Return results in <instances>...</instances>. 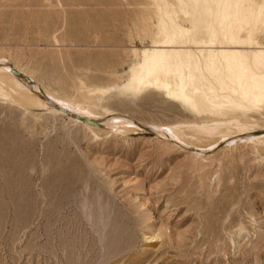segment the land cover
<instances>
[{"label":"rangeland","instance_id":"374dc122","mask_svg":"<svg viewBox=\"0 0 264 264\" xmlns=\"http://www.w3.org/2000/svg\"><path fill=\"white\" fill-rule=\"evenodd\" d=\"M159 17L152 0H0V58L56 97L102 89L93 98L104 112L191 125L194 114L166 97L122 93L132 50L160 39ZM84 45L120 63L45 78L57 53ZM8 91L0 85V264H264V148L197 156L148 130L93 133ZM247 119L264 127V115Z\"/></svg>","mask_w":264,"mask_h":264},{"label":"bare ground","instance_id":"6f19581e","mask_svg":"<svg viewBox=\"0 0 264 264\" xmlns=\"http://www.w3.org/2000/svg\"><path fill=\"white\" fill-rule=\"evenodd\" d=\"M152 1L160 15V39L140 52L132 50L138 62L129 67L122 93L166 97L194 114L191 125L161 127L104 112L93 98L102 89L82 102L56 97L5 58H0V85L21 106L68 117L93 133L148 130L197 156L237 144L264 148V127H251L247 119L264 115V42L259 32L264 29V0H176L189 27L179 23L171 4ZM201 23L203 31L198 30ZM201 103L206 108L199 113Z\"/></svg>","mask_w":264,"mask_h":264},{"label":"crops","instance_id":"0c3cea01","mask_svg":"<svg viewBox=\"0 0 264 264\" xmlns=\"http://www.w3.org/2000/svg\"><path fill=\"white\" fill-rule=\"evenodd\" d=\"M55 57L60 64L58 72L56 70V72H51V75L46 74L45 78H70V76H72L70 74L76 73L75 69L83 71L96 70L95 73H89L87 78L91 75L101 76L107 73L110 63H115V66L120 63V58L117 59L109 55L107 47L98 50L92 49L89 45H84L80 47L79 50H69L68 52L61 51L59 54L57 53ZM82 77L86 78L84 75ZM52 87L56 88V85L52 84Z\"/></svg>","mask_w":264,"mask_h":264}]
</instances>
